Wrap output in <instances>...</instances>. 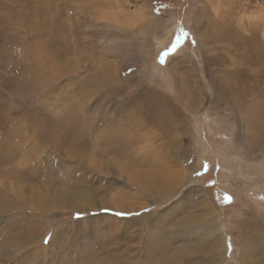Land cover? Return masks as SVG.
Listing matches in <instances>:
<instances>
[{
	"label": "rangeland",
	"instance_id": "374dc122",
	"mask_svg": "<svg viewBox=\"0 0 264 264\" xmlns=\"http://www.w3.org/2000/svg\"><path fill=\"white\" fill-rule=\"evenodd\" d=\"M190 189L264 264V0H0V264H210Z\"/></svg>",
	"mask_w": 264,
	"mask_h": 264
},
{
	"label": "bare ground",
	"instance_id": "6f19581e",
	"mask_svg": "<svg viewBox=\"0 0 264 264\" xmlns=\"http://www.w3.org/2000/svg\"><path fill=\"white\" fill-rule=\"evenodd\" d=\"M115 77L116 76H114V81H115ZM117 79V78H116ZM110 80V79H109ZM183 83L185 84L186 82L185 81H183ZM105 84V83H104ZM117 89V88H116ZM115 89V90H116ZM121 89V87L119 88V90ZM115 90H114V92H115ZM155 98V97H154ZM153 97H151V94H150V91H145V90H142V92L138 95V96H136V101H138V102H141L142 104H144V109H143V111L142 112H140L139 110H137V111H139V112H137V114H138V116L140 117V116H144V117H147V116H149V115H147V114H145V110H148V111H150V106L151 105H153L154 103H156L157 101H158V99H160V98H163V97H161V96H159L158 95V97H157V99H154ZM164 99V98H163ZM157 100V101H156ZM136 106V105H135ZM137 108V107H136ZM166 108H167V110H169L170 112H172L173 114H177V115H173V116H171V115H167L165 118H166V120L168 121V122H172V124L174 125V128H175V126H179V128H176L175 130H176V134H174L173 135V138L175 139V140H179L180 139V132L182 133V132H184L183 131V127H180L181 125H180V111L178 110V108L177 107H175V106H173V105H171V104H169V103H167L166 104ZM125 111V109L124 108H120L119 109V113H123ZM96 113H98V110L96 111ZM149 113V112H148ZM178 113H179V115H178ZM99 114V113H98ZM104 116L106 117V119L105 118H103L104 120H107L108 122H107V124H109V125H111L112 126V128H114V130H116V131H125V128H121V126L123 125L124 127L125 126H129V127H132V126H137L138 125V122H137V120L136 119H131V121L128 123V122H126L125 123V121L123 120V116H120V119H122V120H118L117 118H115L114 117V113H111V114H108V113H106V114H104ZM116 116V115H115ZM129 117H131V116H129ZM102 119V120H103ZM140 121L144 124V123H146V122H148V121H151V119L150 120H146V119H141L140 118ZM157 121V120H156ZM142 127V126H141ZM91 131H89L88 132V134L90 133ZM138 132V131H137ZM84 133H87V132H84ZM88 134H86V135H88ZM98 137V136H97ZM106 138V137H105ZM107 139V138H106ZM130 138H128V137H124V141H125V143H121V144H123L124 146H127V143L129 142V141H131V139L129 140ZM119 143V144H120ZM120 144V145H121ZM178 146V145H177ZM249 146V145H248ZM258 147V146H257ZM113 148H115V147H113ZM110 150H111V148H109ZM119 149V148H118ZM117 149V150H118ZM178 149V148H177ZM123 151V150H122ZM121 151V152H122ZM112 153L113 152H115V151H111ZM110 152V153H111ZM120 154V153H119ZM174 159V162H175V165L177 166V164L179 163V161H180V152L176 155V157L175 158H173ZM173 161V160H172ZM115 162V161H114ZM173 162V163H174ZM138 163H140V164H143L142 162H140V161H138ZM107 165V164H106ZM179 165V164H178ZM107 167V166H106ZM112 167V166H111ZM108 168V167H107ZM124 168V167H123ZM143 168V167H142ZM126 169V168H125ZM127 170H129V169H127ZM165 171H167V170H165ZM124 172H127V171H124ZM134 172V171H133ZM128 173H130L129 171H128ZM135 178H136V175L139 173L140 174V169H135ZM175 173V172H174ZM132 174V173H131ZM178 174H180V173H178ZM129 177H130V175H129ZM158 177V176H157ZM137 178H139V179H142V178H144V176L143 177H141L140 175H138V177ZM178 177H176V181H178V179H177ZM31 179V178H30ZM179 179H182V177H179ZM184 179V178H183ZM131 180H133V179H131ZM143 180V179H142ZM183 181V180H182ZM154 182V181H153ZM181 182V181H180ZM138 184V183H137ZM142 184V183H141ZM178 184V183H177ZM145 186H148V185H145ZM142 187V186H141ZM145 188V187H144ZM152 189V188H151ZM160 194H163V190L161 189L160 190V192H159ZM189 194L191 195V197L193 196V198H194V200L196 201V205H195V212H197L198 214L196 215V222H199L198 224H199V226L200 227H198V228H191V231L192 230H201V231H199V232H202V234L201 235H199V237L200 238H202L203 237V235H205V239L203 240V239H199V242L197 243L198 244V246H196V247H190V251L191 252H189V251H185L186 253L185 254H182L184 257L186 256V255H189L190 253H192V252H196L197 251V249L196 248H198L199 249V251L201 250V251H203V252H208V253H211V252H213L214 254H213V259H211L210 258V264H219L220 263V261L224 258L225 259V245H224V240L222 239V232H221V228H220V226H219V223H218V221L214 218V215L212 214V213H210L209 211H207V210H205L204 211V208H205V206L207 205L208 206V200H207V198L205 197V195L204 194H202V192L200 191H198V190H193V189H190L189 190ZM196 196V197H195ZM115 199H120V196L117 198V197H114ZM117 203H119V202H117ZM121 204V203H120ZM123 208V207H122ZM120 210H124L125 211V209H121V208H119ZM129 209V208H128ZM201 210V211H200ZM202 211H203V213H202ZM204 213H205V215H204ZM150 216V215H149ZM148 218V215H143V214H141L139 217H137V218H134L133 220H131V221H125V223L127 224V226H129V227H131L132 225L133 226H136V225H141V226H138V229H142V228H144V227H142V225H143V220H144V218ZM189 217H191V219H192V217H193V215L192 216H189ZM194 218V217H193ZM114 220H115V223H118V222H120V220L119 219H116V218H113ZM187 219V218H186ZM250 219V225L252 226H254V228H255V230H257V231H259V232H262V234H263V237H262V239L264 240V229L258 224V222L255 220V219H253L252 217H250L249 218ZM149 220V219H148ZM195 220H194V222H195ZM188 223V222H187ZM190 223H192V222H190ZM144 224H146L147 225V223H146V221H145V223ZM196 224V223H195ZM177 226H179V228H180V222H179V224L177 225ZM190 226V225H189ZM248 225L247 224H245L244 225V227H247ZM137 227V226H136ZM172 227H174L173 225H172ZM178 229V228H177ZM247 229V228H246ZM129 231V230H128ZM254 231V230H253ZM253 231H251V232H253ZM194 232H196V231H194ZM198 232V233H199ZM258 232V233H259ZM254 234H255V232H253ZM150 234V233H149ZM200 234V233H199ZM249 234H248V232H247V234H245V236H248ZM256 237H258V235L256 236ZM157 238V237H156ZM262 241V240H261ZM260 241V242H261ZM192 246V245H191ZM195 246V245H194ZM151 247V246H150ZM154 247V246H153ZM153 247H151V248H148L149 250H148V252L150 253V254H155L156 252H155V249L153 248ZM189 247V246H188ZM187 247V248H188ZM245 247V246H244ZM156 248V247H155ZM184 252V251H183ZM134 253V252H133ZM171 254V253H170ZM212 254V253H211ZM208 255V254H207ZM210 255V254H209ZM134 256V255H133ZM181 256V255H180ZM182 256V257H183ZM240 257V256H239ZM200 258V257H199ZM183 259V258H182ZM185 259V258H184ZM206 259H207V257H206ZM111 260V259H110ZM178 260V255H174V256H169L168 258H166V257H164V258H155L154 260H153V262L151 263V264H164L165 262V264H177V263H179V262H176ZM243 260V259H242ZM241 259H240V262L241 263H243V261H242ZM134 261V260H133ZM179 261H180V259H179ZM190 261H191V259H190ZM193 261V260H192ZM202 261H203V259H202ZM219 261V262H218ZM205 262H206V260H205ZM188 263V262H187ZM197 263H198V261H197ZM208 263V262H207ZM107 264V263H106ZM110 264H134L132 261H127V260H120V259H118V261H114V260H111V263ZM180 264V263H179Z\"/></svg>",
	"mask_w": 264,
	"mask_h": 264
}]
</instances>
